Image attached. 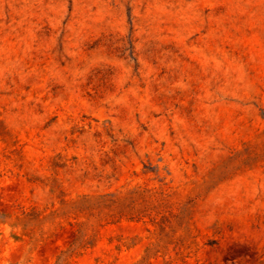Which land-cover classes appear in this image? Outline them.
I'll list each match as a JSON object with an SVG mask.
<instances>
[{"label": "rangeland", "instance_id": "rangeland-1", "mask_svg": "<svg viewBox=\"0 0 264 264\" xmlns=\"http://www.w3.org/2000/svg\"><path fill=\"white\" fill-rule=\"evenodd\" d=\"M0 264H264V0H0Z\"/></svg>", "mask_w": 264, "mask_h": 264}]
</instances>
